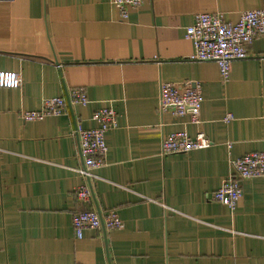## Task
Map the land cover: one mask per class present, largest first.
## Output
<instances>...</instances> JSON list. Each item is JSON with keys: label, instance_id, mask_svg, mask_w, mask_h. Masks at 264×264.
<instances>
[{"label": "crops", "instance_id": "obj_1", "mask_svg": "<svg viewBox=\"0 0 264 264\" xmlns=\"http://www.w3.org/2000/svg\"><path fill=\"white\" fill-rule=\"evenodd\" d=\"M113 1L0 0V71L23 80L0 86V264H264V177L243 181L235 210L213 199L232 160L264 150V35L226 83L216 62L191 58L185 37L198 13L236 23L264 0H143L125 20ZM186 80L202 84L198 124L159 112L161 83ZM75 87L87 105L21 118ZM107 106L118 127L83 204L75 129L96 127ZM183 130L211 146L161 155L163 136ZM89 208L116 209L123 226L77 238L73 214Z\"/></svg>", "mask_w": 264, "mask_h": 264}, {"label": "built area", "instance_id": "obj_2", "mask_svg": "<svg viewBox=\"0 0 264 264\" xmlns=\"http://www.w3.org/2000/svg\"><path fill=\"white\" fill-rule=\"evenodd\" d=\"M123 20L129 16V8H138L143 0H114ZM264 35V7L242 12L238 22L229 23L223 13L202 12L195 15L194 23L186 27L185 37L194 44L193 60L214 61L218 64L224 83L230 80L232 63L249 56V46ZM22 77L16 72L0 71V86L20 88ZM90 102L85 87L71 88L67 96L46 97L36 110L22 109L21 118L25 122L44 120L48 116L65 113L68 104L87 105ZM203 102L202 84L199 81L163 82L160 88L159 112L170 110L176 117L189 116L192 124L200 123ZM234 118L228 113L226 122ZM93 119L97 126L83 128L79 123L75 132L79 138L83 165L77 169L82 176V184L76 188L77 201L86 204L92 200L91 182L97 178L95 171L106 165L108 145L106 134L118 127V113L112 106L95 111ZM211 139L199 132L195 137L187 131L171 132L163 136L161 155L187 153L208 148ZM232 171L222 186L213 193V199L231 210H235L243 197V181L264 177V150L247 153L231 162ZM73 230L81 239L86 229L115 230L123 226V220L116 209L99 212L95 208L82 209L73 214Z\"/></svg>", "mask_w": 264, "mask_h": 264}, {"label": "water", "instance_id": "obj_3", "mask_svg": "<svg viewBox=\"0 0 264 264\" xmlns=\"http://www.w3.org/2000/svg\"><path fill=\"white\" fill-rule=\"evenodd\" d=\"M99 212H101L100 210H98Z\"/></svg>", "mask_w": 264, "mask_h": 264}]
</instances>
